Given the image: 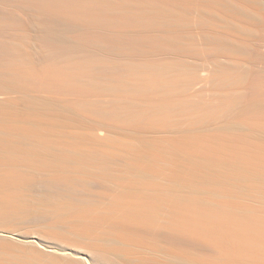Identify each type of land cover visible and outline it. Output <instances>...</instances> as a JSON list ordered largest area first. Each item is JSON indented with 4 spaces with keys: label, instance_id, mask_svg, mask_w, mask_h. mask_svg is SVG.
<instances>
[{
    "label": "bare ground",
    "instance_id": "obj_1",
    "mask_svg": "<svg viewBox=\"0 0 264 264\" xmlns=\"http://www.w3.org/2000/svg\"><path fill=\"white\" fill-rule=\"evenodd\" d=\"M0 264H264V0H0Z\"/></svg>",
    "mask_w": 264,
    "mask_h": 264
}]
</instances>
